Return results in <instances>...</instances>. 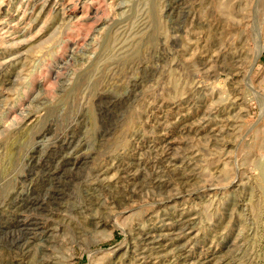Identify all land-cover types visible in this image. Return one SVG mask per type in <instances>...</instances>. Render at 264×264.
Listing matches in <instances>:
<instances>
[{
  "label": "rangeland",
  "instance_id": "374dc122",
  "mask_svg": "<svg viewBox=\"0 0 264 264\" xmlns=\"http://www.w3.org/2000/svg\"><path fill=\"white\" fill-rule=\"evenodd\" d=\"M172 5L0 0V264H264V0ZM70 131L73 178L42 201ZM17 221L39 229L11 246Z\"/></svg>",
  "mask_w": 264,
  "mask_h": 264
},
{
  "label": "bare ground",
  "instance_id": "6f19581e",
  "mask_svg": "<svg viewBox=\"0 0 264 264\" xmlns=\"http://www.w3.org/2000/svg\"><path fill=\"white\" fill-rule=\"evenodd\" d=\"M171 1H172V4L173 5H177L181 0H171ZM100 102L102 103V105H104V106L100 107V112L101 113H105L109 109L115 108V106H116V101L111 100L109 97H106V95H105V97H102L100 99ZM72 129H73V127H72ZM49 133H50V129L49 128L48 129L45 128L43 131H40L38 133L37 138L40 139V143L43 142L42 140L48 138ZM70 133H71V131H70ZM73 133L74 132H72L69 135L65 134V136L58 137V138H56V140L54 142L50 143L47 146V148L48 147L51 148V149H49L51 151L46 156L47 158H46V161H45V163H46L45 164V167H46L45 173L42 172L43 173V177H44L42 179H44V180H41L40 181V186L38 184V186L41 188V190H44L45 191L44 192V195L42 196V201L45 200V197L47 198V200L48 199L49 200L55 199V196H57V192H58L59 185L60 184L66 185L68 182H70V179L73 178V175L74 174L72 172H70L72 174L69 175V176L66 173H67V170H69V169L71 170L72 167H74L79 162V158H80L79 152L81 151L82 146H83L81 144H76V140H75V137L76 136H74ZM46 141H48V140H46ZM35 153L36 152L34 151L32 153V155L29 157V159H30L29 161H30L31 164H32L33 160L35 159V157H34ZM42 160L44 161V159H43L42 156L36 158V161L38 163L39 162H42ZM40 164H42V163H40ZM31 166L33 168L35 166V168H36L37 164L36 165L34 164V166L32 164ZM50 167H51V169H49ZM28 173H30V172H28ZM66 175L68 177H66ZM76 175H78V174H76ZM101 175H102L101 174V169H97L96 168V170H94V172H92V173H89L88 176L94 181V180L98 179ZM74 177L76 178V176H74ZM77 177L79 178L80 176L78 175ZM29 186H30V188L27 189L28 191L25 192V193L23 191L21 192V191H18L17 190L15 192V194H14L13 199L6 204L7 205L6 206L7 209L10 211V212L8 211L7 213H10V216H13L15 218V221L18 220L22 216V213H24L27 210V208L30 207L31 205H34L35 204V205H37L39 207L42 204V201H41V203H39V201L41 199L40 197L34 195L35 193L32 195V193H33L32 192V189H31L32 188V183H30ZM38 190H40V189H38ZM19 222L20 221H17L15 223H16L17 228L19 227L18 232H20L21 236H16L13 239L10 238V241H8V242H9V244L11 246L12 245L15 246L16 244H18V241H19L20 237H22L23 235H26V234L28 235V234H30V231H32V230H38L39 229L38 228V224H36V223H31V224H29V223L27 224L26 223V225L25 224L24 225H19ZM180 225L181 226H186L187 225V222L186 221H181ZM22 226L24 228L21 229ZM160 230H161V227L153 226V227L145 230L144 232H142L141 238H140L141 244L142 245L144 244L146 246L155 244L156 245L155 247H157V248L161 247L162 246V242H159L160 241L159 239L158 240L155 239V237L156 238L161 237V235H160L161 233L158 234V232ZM176 239L177 238H173V239H169V240H170V242H173Z\"/></svg>",
  "mask_w": 264,
  "mask_h": 264
}]
</instances>
